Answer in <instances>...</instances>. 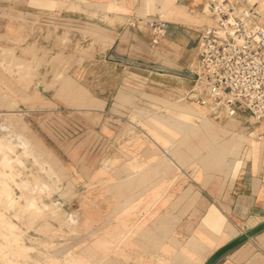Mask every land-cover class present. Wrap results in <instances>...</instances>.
<instances>
[{"label":"rangeland","instance_id":"rangeland-1","mask_svg":"<svg viewBox=\"0 0 264 264\" xmlns=\"http://www.w3.org/2000/svg\"><path fill=\"white\" fill-rule=\"evenodd\" d=\"M105 20L86 0H0V264H117L133 241L180 245L200 217L164 215L170 198L227 187L264 145V122H216L191 102L194 75L176 68L191 48L163 37L151 61L106 63ZM85 98L108 105L75 109ZM209 213L225 239L264 222Z\"/></svg>","mask_w":264,"mask_h":264},{"label":"crops","instance_id":"crops-1","mask_svg":"<svg viewBox=\"0 0 264 264\" xmlns=\"http://www.w3.org/2000/svg\"><path fill=\"white\" fill-rule=\"evenodd\" d=\"M210 1L172 0L168 6H164L162 0H86L91 4V8L98 10L100 17L106 18L105 30L108 36V47L104 52L106 63L114 64L116 67L138 64L140 59L151 61V35L142 31L140 25H134V19L145 15L148 18L164 20L161 19L164 16L166 17L164 21L169 23L165 40L180 46L184 52L189 48L195 51L193 62L189 65L187 61L183 66H176L179 67L177 69L184 67L191 69L193 66L197 55L199 35L197 27L208 23L204 18H207ZM250 5L257 7L261 22L264 23V4L262 6L257 2H250ZM100 101L85 98L84 104L76 106L75 109H88ZM101 104L107 107L108 101L102 100ZM204 117L198 116L200 126L204 125L205 121L209 122L207 115ZM210 118L216 122L218 120ZM195 128L191 131L192 134L199 133V125ZM230 140L226 142L230 143ZM248 158L245 166L227 187L214 189L209 193L199 192L192 199L180 198L177 195L170 198V205L167 204L164 208V215L200 217L196 227L199 234L189 235L186 227L181 226L179 232L184 239L179 238L185 241L177 246L166 243L163 252L160 246H156L150 240L133 241L129 247L132 251L127 253L124 250L119 254L117 264H205L218 249L237 236L235 234L226 239L220 236L224 225L221 224L218 213H209L212 207L218 209L226 218L228 226L229 221L238 225L247 218L264 221V145L260 146L258 155ZM144 246L149 249L147 256H141L146 255V252L142 251ZM215 264H264V233L230 251Z\"/></svg>","mask_w":264,"mask_h":264},{"label":"built area","instance_id":"built-area-1","mask_svg":"<svg viewBox=\"0 0 264 264\" xmlns=\"http://www.w3.org/2000/svg\"><path fill=\"white\" fill-rule=\"evenodd\" d=\"M251 0H211L209 22L198 30L197 55L191 68V102L218 119L249 117L264 122V23ZM155 47L169 23L139 18ZM263 138V137H262Z\"/></svg>","mask_w":264,"mask_h":264},{"label":"water","instance_id":"water-1","mask_svg":"<svg viewBox=\"0 0 264 264\" xmlns=\"http://www.w3.org/2000/svg\"><path fill=\"white\" fill-rule=\"evenodd\" d=\"M264 231V222L254 226L247 232L237 236L220 249H218L207 261L205 264H215L220 258L226 255L231 250L235 249L236 247L242 245L243 243L247 242L248 240L252 239L254 236L258 235L259 233Z\"/></svg>","mask_w":264,"mask_h":264},{"label":"bare ground","instance_id":"bare-ground-1","mask_svg":"<svg viewBox=\"0 0 264 264\" xmlns=\"http://www.w3.org/2000/svg\"><path fill=\"white\" fill-rule=\"evenodd\" d=\"M112 39V38H111ZM111 41V40H110ZM112 42H110V44H111ZM176 78V77H175ZM199 108H201V107H199ZM189 113V112H188ZM204 115V114H203ZM205 116V115H204ZM203 116V117H204ZM192 117V116H191ZM200 118V117H199ZM205 118V117H204ZM206 122V121H205ZM228 143V142H227ZM229 144V143H228ZM227 147V146H226ZM7 182V181H6ZM208 218V217H207ZM207 220V219H206ZM223 225V224H222ZM226 228V227H225ZM224 229V228H223Z\"/></svg>","mask_w":264,"mask_h":264}]
</instances>
